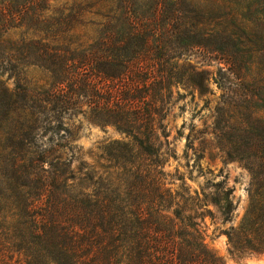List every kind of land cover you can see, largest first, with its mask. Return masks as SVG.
Returning a JSON list of instances; mask_svg holds the SVG:
<instances>
[{"label": "trees", "instance_id": "obj_1", "mask_svg": "<svg viewBox=\"0 0 264 264\" xmlns=\"http://www.w3.org/2000/svg\"><path fill=\"white\" fill-rule=\"evenodd\" d=\"M192 57L264 105V0H0V264H224L203 220L232 219V189L191 190L159 139L174 88L208 90ZM76 116L123 133L119 156H77ZM260 201L254 244L225 232L238 256L264 251Z\"/></svg>", "mask_w": 264, "mask_h": 264}, {"label": "rangeland", "instance_id": "obj_2", "mask_svg": "<svg viewBox=\"0 0 264 264\" xmlns=\"http://www.w3.org/2000/svg\"><path fill=\"white\" fill-rule=\"evenodd\" d=\"M178 63L183 67L192 65L196 71L205 70L208 90L199 93L181 84L174 88L161 122L163 136L159 138L161 151H166L164 169L172 175H182L191 190L200 191L207 180L231 188L236 207L232 219L223 221L208 205L214 214L204 217V241L224 264H264V251L238 256L225 233L235 229V239L243 248L254 244L260 234L251 231L248 211L256 200H264L263 97L251 96L248 88L224 91L214 82L216 67L199 65L193 57L182 58ZM0 80L11 86V80L5 76ZM66 122L74 133L72 143L80 149L77 156L86 160L119 156L116 150L120 144L115 140H127L114 127L89 123L83 116ZM103 145L104 154H101L98 147ZM127 147L132 152H124V156H139L131 144ZM178 183L176 179L170 186ZM261 205L264 216V202Z\"/></svg>", "mask_w": 264, "mask_h": 264}]
</instances>
